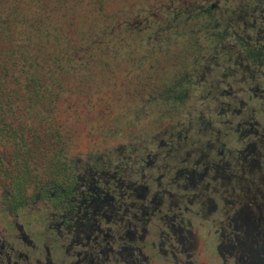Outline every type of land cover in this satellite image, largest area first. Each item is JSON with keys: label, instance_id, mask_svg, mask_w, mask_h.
<instances>
[{"label": "rangeland", "instance_id": "374dc122", "mask_svg": "<svg viewBox=\"0 0 264 264\" xmlns=\"http://www.w3.org/2000/svg\"><path fill=\"white\" fill-rule=\"evenodd\" d=\"M0 1L3 5L19 4L30 14L41 8L32 0ZM102 3L103 9L97 0H59L48 5L65 16L58 22L61 25L40 28L51 33L60 29L63 39L57 44L65 55L60 61L43 63L54 78L49 73L45 75L49 84L46 97L32 106L26 103L34 99L23 86L26 81L20 83L11 74H24L21 68L24 65L30 68L28 62L35 60V25H0L1 49H17L14 57L8 58L6 54L0 57L10 67L18 62L10 75L3 74L4 87L14 91L3 97L4 103H11L5 117L13 123H17L15 118L35 124L40 133L37 140L40 164L51 167L65 151L68 159L80 157L85 162L90 155H101L104 157L101 161L129 167L134 165V155L149 154L156 149L154 162L150 159L146 171L152 172L153 177L165 174L168 179L179 169L194 171L196 176L207 173L200 180L196 178L201 190L181 189L189 197L199 191L218 198L216 194L224 195V187L231 193L234 188L240 192L239 175L243 174L249 198L256 196L259 188L264 192V137L254 134L257 128L264 134V96L253 94L256 85L264 87V73L248 76L245 73L248 64L242 59L244 43L253 37L264 42V25L249 24L257 12L262 13L264 0H102ZM208 3L215 5L214 14L197 12ZM100 13L102 24L96 19ZM106 14L111 17L106 19ZM211 19L219 25H206ZM172 26L175 37L168 36L165 43L143 44L141 37L135 40L126 30L142 28L147 37L157 29ZM25 44L32 51L29 61L20 54ZM88 44L92 57L104 50L108 57H114L112 69L105 68L100 56L83 58L81 51ZM38 45L45 50L52 46L43 41ZM70 53L79 57L68 56ZM32 63L31 73L35 72V61ZM167 85L188 87L189 92L178 103L159 95ZM232 94L237 96H229ZM232 98L236 106L240 105L237 113L224 108ZM242 122L251 123V133L244 134ZM50 134L57 136L52 138ZM59 135L63 138H58ZM174 138L178 148L169 152L165 143ZM56 150L60 152L56 154ZM141 164L135 163L137 173L133 180L141 177L138 169ZM219 165L223 167L219 170L224 178L213 180L215 167ZM223 181L224 187L220 185ZM209 182L210 190H202ZM215 187L220 190L213 194ZM177 189L174 191L179 192Z\"/></svg>", "mask_w": 264, "mask_h": 264}, {"label": "flooded vegetation", "instance_id": "af4514ba", "mask_svg": "<svg viewBox=\"0 0 264 264\" xmlns=\"http://www.w3.org/2000/svg\"><path fill=\"white\" fill-rule=\"evenodd\" d=\"M2 80L0 264H264V192L259 188L249 198L244 174L240 192L231 193L223 181L224 195L215 198L184 191L201 190L196 178L206 172L179 169L168 179L147 173L153 161L148 153L134 155V165L125 167L101 161V155L68 159L62 151L44 167L35 124L5 117L11 103L3 97L14 91ZM34 99L26 103L32 106ZM256 134L264 137L262 130ZM136 162L142 163L137 181ZM217 167L212 179L223 180V167Z\"/></svg>", "mask_w": 264, "mask_h": 264}, {"label": "trees", "instance_id": "16d2710c", "mask_svg": "<svg viewBox=\"0 0 264 264\" xmlns=\"http://www.w3.org/2000/svg\"><path fill=\"white\" fill-rule=\"evenodd\" d=\"M32 1L35 2L36 7L39 6L41 7L40 9H35L34 14L27 13V11L23 10V7L19 4L14 3L12 5H3V3L0 1V25H19V24L35 25V60L29 61L32 55V51L28 48L29 45L28 44L22 46L20 45L21 46L20 54L24 55L23 59H25V61H29L28 63L30 68L24 65L21 68V72L24 74L15 75L14 73H12L11 75L15 77V79L20 83L26 81L23 84V86L28 88L29 91L33 93L35 92V103L36 102L40 103L41 100H43L46 97V92L47 89L49 88L48 82L45 81L46 80L45 75H47L48 73L49 76L51 75L50 71H48V73L46 72L45 65H43V63H49L50 60L60 61V59L64 58L65 55L64 52H62L61 50L59 51L58 49V44H60L61 40L63 39V35L59 32L60 29H57L55 32L51 33L50 30L44 31V29L40 27L41 25H61L58 24V22H60V18L65 16V14L64 13L60 14L58 12H55V10L51 9L50 7L48 8V5L54 2H59V0H32ZM15 2H19V1H15ZM97 2H100V7L103 9L105 4L102 3V0H97ZM213 5H214L213 3H208L204 7L198 9L197 12L204 13L207 15H212L215 12L213 10ZM101 8H100V12L103 11L101 10ZM26 9L29 10V8ZM104 13L105 12L103 11V14ZM104 17L108 19L111 17V15L106 14V16ZM96 19L98 23L102 24L103 15L101 13L100 15L98 14ZM255 19L258 20L259 25H264V9H262V13L260 11L257 12L251 21L254 22ZM206 25H219V22L215 21V19H211V21L206 23ZM174 27L172 26L171 29L170 28L167 29V27L157 29L147 37L145 35L147 31L142 28L134 29L133 31H130L128 29L126 30L128 36L135 37V40H139V38L141 37L140 41L143 44L144 42L165 43L167 41L168 36L175 37V34L173 33ZM111 30L113 31V29ZM262 30H264L263 27ZM253 38L250 42L243 44L242 59L243 62H246L248 64L245 73L248 76L258 77V76H262V74L264 73V42L260 41V39H258L257 37H255V39ZM157 39H161L162 41H157ZM41 41L48 42V44H51L53 47L52 46L47 47V50H45L43 45H38L41 44ZM115 46L116 44L113 45V47ZM90 47L91 45L88 44V46L81 51L85 56L83 58L86 59L88 56H91V59H96L97 57L100 56V59H102L100 62L103 63L105 68L112 69V64H113L112 58L114 57H108V52L106 50H104L101 54L92 57L91 55L92 53L88 52L90 50ZM16 52L17 49L14 47L9 48L7 50H3L0 47V56L2 54H6L8 58H10V57H14ZM68 56L75 58L79 57V56H74V54L72 53H70V55ZM40 60H43V62H41ZM34 61H35V72L31 73L30 69L32 70V65H33L32 62ZM3 62L4 61L0 57V80H2L3 74L5 73L6 75L7 74L10 75V73H8L10 67L4 64ZM17 65L18 62L13 64L11 68L16 67ZM50 78L51 79L54 78L53 74L50 76ZM261 88H262L261 86L256 85V88L254 90L255 93L253 92V94L258 96H264V93L259 94V92L262 91ZM187 92H189L188 87L181 89L180 86L175 87V86L167 85L165 91L160 92L159 95L165 98H170L171 100H176L178 103H180L185 99ZM229 96L235 97L237 96V94H232ZM224 108L227 109L229 113H237L240 110V105L236 106L235 100L232 98V100L228 102L227 105L224 106ZM241 124H242V128L244 129L243 131L245 132L244 134H246L247 132L250 133L252 132L251 123L242 122ZM258 129L259 128H257L256 131H254V134L257 133ZM175 140L176 139L174 138L173 140L170 139L166 141L165 146L166 144L167 146L169 145L167 151L169 152L176 151L178 147H177V140L176 141ZM156 152H157L156 149H152L149 152L151 158L157 155L155 154Z\"/></svg>", "mask_w": 264, "mask_h": 264}]
</instances>
